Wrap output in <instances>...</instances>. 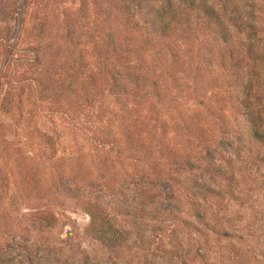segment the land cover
<instances>
[{
	"label": "rangeland",
	"instance_id": "1",
	"mask_svg": "<svg viewBox=\"0 0 264 264\" xmlns=\"http://www.w3.org/2000/svg\"><path fill=\"white\" fill-rule=\"evenodd\" d=\"M206 1L228 43L187 5L156 36L124 0H0V247L28 245L22 264H264V140L248 134L228 56L241 48L240 73L243 45L264 52V0ZM124 47L158 96L107 95ZM90 102L102 121L76 130ZM254 103L264 133V92ZM90 208L127 229L119 252L88 233Z\"/></svg>",
	"mask_w": 264,
	"mask_h": 264
},
{
	"label": "trees",
	"instance_id": "2",
	"mask_svg": "<svg viewBox=\"0 0 264 264\" xmlns=\"http://www.w3.org/2000/svg\"><path fill=\"white\" fill-rule=\"evenodd\" d=\"M135 2L125 1L122 4V12L127 15V13L137 14L144 13V22L146 31L156 36L167 35L171 28V20L179 21L180 15L186 14V8L195 9L201 12V15L205 16L207 20L213 25V30L217 32L218 37L224 41H229L230 32L227 26L222 21L219 12L206 0H183L182 2H174L172 0H165L167 3L164 5L156 0H133ZM226 5V3H224ZM183 5L188 7L184 8ZM237 4H234L233 9L237 11ZM239 9V8H238ZM186 12V13H185ZM200 14V13H198ZM127 21L132 20L131 16L127 15ZM136 23V22H135ZM136 25V24H135ZM134 25V26H135ZM143 25V26H144ZM255 45V42L249 41L247 45H243L246 50V55L250 58L248 64L250 68L246 72L238 71L240 67L241 58L239 53L241 48L235 46H228V56L230 59V68L235 67V78L234 82L239 87L237 88L236 97L240 106H242V114L248 117L247 120L252 122V125L248 129V134L250 137L257 140H264V133L260 131L257 126V121L259 119V114L256 113L254 99L256 100L260 92H264V71L261 72L255 69L256 64L261 63L264 67V52H259ZM32 59H29L26 52H23L24 62L32 61L37 62L38 55L37 52H32ZM115 55H120V62L116 68H110L106 70L108 74L107 84V95L111 96L114 100L119 99H129L135 101V97L140 95L154 94L158 96V91L154 88L146 90L141 88L145 76L142 74L141 70L137 65L134 64L132 58L130 57L131 49L124 47ZM103 66H107L110 62L101 57ZM238 67V68H237ZM95 73L89 72L88 75L91 77ZM235 85V86H236ZM116 90L113 91L112 88ZM19 89V88H17ZM132 98V99H130ZM94 103L90 102V111L74 113L69 117V123H71L76 130H85V122L91 117L95 116L99 121L102 118L95 113ZM72 121V122H71ZM102 146V145H100ZM193 189L197 192L200 197L205 198L208 195L213 194V188L206 185L203 182H196ZM136 208L131 206L130 209ZM142 209V207H140ZM89 214V224L88 233L99 240L109 251L119 252L127 241V229L120 228L114 221L110 220L101 210L90 208L88 210ZM28 248L26 244H19L18 241L12 240L8 243L6 247H0V264H22L24 261L22 257L19 256V249ZM187 254V252H186ZM83 264H100L98 261H90L87 256L83 257Z\"/></svg>",
	"mask_w": 264,
	"mask_h": 264
}]
</instances>
